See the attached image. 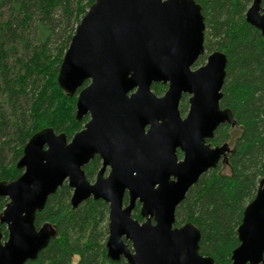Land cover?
Listing matches in <instances>:
<instances>
[{"label":"water","instance_id":"obj_1","mask_svg":"<svg viewBox=\"0 0 264 264\" xmlns=\"http://www.w3.org/2000/svg\"><path fill=\"white\" fill-rule=\"evenodd\" d=\"M246 21L264 37L262 0H253ZM205 31L195 0H96L58 74L61 90L77 96L76 120L89 121L71 140L51 128L36 133L17 164L21 177L0 182V198L8 200L0 212V264L37 260L56 229H37L36 215L65 182L74 209L89 199L109 205L111 261L215 264L200 253L197 226H175L189 190L231 152L228 144L209 143L220 126H235V119L220 106L226 55L213 52L194 69L205 54ZM155 84L167 86L164 95L154 93ZM184 95L190 99L183 118ZM96 157L102 168L91 183L84 168ZM137 203L142 222L133 217ZM237 232L240 245L231 264H264V182Z\"/></svg>","mask_w":264,"mask_h":264},{"label":"trees","instance_id":"obj_2","mask_svg":"<svg viewBox=\"0 0 264 264\" xmlns=\"http://www.w3.org/2000/svg\"><path fill=\"white\" fill-rule=\"evenodd\" d=\"M205 18L204 65L213 52L227 57L220 106L230 109L240 130L228 154L230 175L217 169L205 173L176 210V227L192 223L201 232L200 253L215 264H231L240 243L238 228L246 207L264 182V37L246 21L253 0H195ZM96 0H0V182L11 183L23 174L17 168L29 140L51 128L71 140L89 121L76 120L77 96L58 85V74L76 29ZM264 7V0H262ZM88 83L85 84V86ZM162 96L167 86L155 84ZM186 96L180 112H186ZM230 125L220 126L211 144H227ZM181 157L182 154H179ZM102 163L95 158L85 168L93 182ZM67 182L37 213L35 225H51L56 235L26 264H129L107 256L109 205L89 199L74 209ZM128 203V197L125 198ZM8 204L0 198V212ZM138 203L133 217L143 221ZM4 240L8 232L2 226Z\"/></svg>","mask_w":264,"mask_h":264},{"label":"rangeland","instance_id":"obj_3","mask_svg":"<svg viewBox=\"0 0 264 264\" xmlns=\"http://www.w3.org/2000/svg\"><path fill=\"white\" fill-rule=\"evenodd\" d=\"M201 66H203V65H201ZM201 66H198V67L195 66L194 69L199 68ZM240 133H241V130L237 126H232V128L230 129V131H229L230 139H229L227 144H228L229 149L231 151L234 149L236 141H237L238 137L240 136ZM220 168H221L220 173L222 175H230L231 174V169H230L229 165L227 164L226 159H224L222 161Z\"/></svg>","mask_w":264,"mask_h":264},{"label":"flooded vegetation","instance_id":"obj_4","mask_svg":"<svg viewBox=\"0 0 264 264\" xmlns=\"http://www.w3.org/2000/svg\"><path fill=\"white\" fill-rule=\"evenodd\" d=\"M184 96H186V99H185V105H186V112L184 113V114H182L181 112V115H182V117L184 118V117H186V115H187V113H188V110H189V99H190V97L188 96V95H184ZM183 96V97H184ZM181 101H182V99H181ZM180 104H181V102H180ZM215 136V135H214ZM209 143L211 144V141H209ZM212 145V144H211ZM213 147V146H212ZM179 154H182L180 151L178 152V156H179ZM96 158H99V157H96ZM179 158L180 159H182L183 158V155L180 157L179 156ZM100 159V158H99ZM101 160V159H100ZM92 162V161H91ZM101 163H102V160H101ZM101 168H102V166H101ZM101 170V169H100ZM99 170V171H100ZM109 171H110V169H108L107 170V172H106V174L105 175H108V173H109ZM97 177V176H96ZM95 180H96V178H95ZM95 180L93 181V182H91V183H94L95 182ZM125 204H127V203H125ZM138 204V203H137ZM137 204H136V206H137ZM136 208V207H135Z\"/></svg>","mask_w":264,"mask_h":264}]
</instances>
